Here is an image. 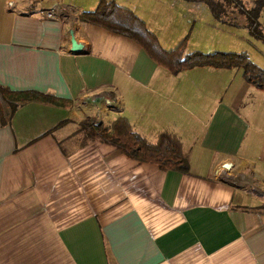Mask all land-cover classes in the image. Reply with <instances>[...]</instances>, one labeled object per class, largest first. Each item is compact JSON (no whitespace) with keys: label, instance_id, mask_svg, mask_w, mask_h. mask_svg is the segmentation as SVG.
I'll return each instance as SVG.
<instances>
[{"label":"crops","instance_id":"crops-1","mask_svg":"<svg viewBox=\"0 0 264 264\" xmlns=\"http://www.w3.org/2000/svg\"><path fill=\"white\" fill-rule=\"evenodd\" d=\"M97 1L0 0V86L71 101L24 102L0 123V264H264V199L248 192L264 191V92L237 68L170 73L79 22ZM258 20L264 30V7ZM119 116L149 142L174 134L188 171L84 129Z\"/></svg>","mask_w":264,"mask_h":264},{"label":"trees","instance_id":"trees-1","mask_svg":"<svg viewBox=\"0 0 264 264\" xmlns=\"http://www.w3.org/2000/svg\"><path fill=\"white\" fill-rule=\"evenodd\" d=\"M204 2L214 18L224 24L236 26L237 23L225 19L222 4L230 5L243 18V27L253 37L264 42V30L259 22V13L264 7V0H252L247 6V0H197ZM225 7V8H226ZM81 23L93 24L110 32L125 36L136 42L146 54L158 65L172 74L199 66L212 68H237L241 70L242 78L249 85L264 92V70L250 61L243 52L214 51L203 53L198 50L185 53L184 36L173 48H162L156 36L148 30L144 21L130 9L121 6L113 0H98L90 11L77 14ZM28 101H36L59 107L71 105L69 99L60 98L52 93H41L34 90H10L0 86V123L6 124L19 105ZM84 129L92 138L106 143L123 153L126 157L155 164L161 170H175L180 173L188 171L187 158L181 149L179 139L169 131H161L154 142H149L135 132L124 117H116L111 122H85ZM257 196V193L249 190Z\"/></svg>","mask_w":264,"mask_h":264},{"label":"rangeland","instance_id":"rangeland-1","mask_svg":"<svg viewBox=\"0 0 264 264\" xmlns=\"http://www.w3.org/2000/svg\"><path fill=\"white\" fill-rule=\"evenodd\" d=\"M120 2L125 4H120L121 6L126 8L131 6L141 15L147 26L156 30L158 38L154 35L157 41L160 39L163 44H169L168 42L171 41L176 45L185 36V53L193 50L203 53L243 52L252 63L264 70V42L253 37L242 25L232 26L217 21L205 4L183 0H122ZM251 5L252 0H247V6ZM226 6L230 5L222 4L221 10L225 11V15L222 16L243 24V18L237 14V10ZM166 41L167 43H164ZM159 45L161 46L160 43ZM93 121L97 122L95 118H86V122Z\"/></svg>","mask_w":264,"mask_h":264},{"label":"water","instance_id":"water-1","mask_svg":"<svg viewBox=\"0 0 264 264\" xmlns=\"http://www.w3.org/2000/svg\"><path fill=\"white\" fill-rule=\"evenodd\" d=\"M69 43L71 52L78 53L80 51L81 45L75 41L71 30L69 31Z\"/></svg>","mask_w":264,"mask_h":264},{"label":"built area","instance_id":"built-area-1","mask_svg":"<svg viewBox=\"0 0 264 264\" xmlns=\"http://www.w3.org/2000/svg\"><path fill=\"white\" fill-rule=\"evenodd\" d=\"M55 14L56 12L53 9H49L44 13L45 17H49V18H53Z\"/></svg>","mask_w":264,"mask_h":264}]
</instances>
